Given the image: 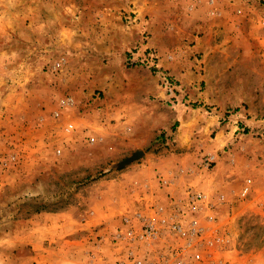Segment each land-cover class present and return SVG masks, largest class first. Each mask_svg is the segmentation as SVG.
<instances>
[{"label": "rangeland", "instance_id": "obj_1", "mask_svg": "<svg viewBox=\"0 0 264 264\" xmlns=\"http://www.w3.org/2000/svg\"><path fill=\"white\" fill-rule=\"evenodd\" d=\"M179 130L220 156L201 157L209 180L184 173V194L168 195L206 196L180 216L200 234L186 248L158 221V238L131 239L137 216L169 203L132 210L127 189L143 163L182 153ZM109 211L107 237L102 223L84 255L51 222ZM130 252L143 264H264V0H0V264H133Z\"/></svg>", "mask_w": 264, "mask_h": 264}, {"label": "crops", "instance_id": "obj_2", "mask_svg": "<svg viewBox=\"0 0 264 264\" xmlns=\"http://www.w3.org/2000/svg\"><path fill=\"white\" fill-rule=\"evenodd\" d=\"M175 114V113H174ZM176 117V116H175ZM178 118L173 119L171 122L172 124H168V126L175 125ZM216 124V123H215ZM216 129V128H214ZM182 130H179L178 135L176 136V133H174V140H178L177 144L183 145V151L182 153H171L172 155H167L168 157H165L164 159L157 158L156 160L152 161V164H142V173L145 174V177L142 178L141 184L140 181L138 182L140 187L138 189L128 188V196L130 197L131 204L129 205L131 207L132 201L133 207L132 210H134L135 207L140 206V204H148L149 202L156 203V204H166L169 203L170 200L168 199V195L172 196H181L184 194V190L186 187V184L183 185V182L181 181V178L184 173H186L189 180L191 179H200L206 178V181L209 180V176L205 175L206 168H202L201 166V157L209 154L213 160H217L218 153L210 152L207 150V146L209 145L208 141L202 142V140H196L198 144H192V139L190 136H185V134H181ZM195 133V132H194ZM183 136L185 139L183 140ZM187 137V138H186ZM193 138V136H191ZM181 139V140H179ZM226 137L223 138L220 136L217 140L224 141ZM181 141V142H180ZM218 141V142H219ZM187 142V145L185 146V143ZM220 149V148H219ZM202 150V151H201ZM222 150V149H221ZM201 152V153H200ZM208 170V169H207ZM192 171L190 175L188 172ZM160 173L165 176V178H169L171 180V183H168L166 186H163L159 183V180L156 179L155 174ZM168 180V179H167ZM168 180V181H170ZM188 180V181H189ZM137 185V184H136ZM136 185H132V187H136ZM161 185V186H160ZM200 190L208 191V184L203 183L200 184ZM137 188V187H136ZM133 189L134 194H131L130 190ZM138 190V191H136ZM150 201H149V200ZM90 213V211L88 212ZM114 212L109 211V214H107L106 218L101 221L95 218V213L92 215L87 214V216H80V217H70L63 214H58L57 217H55L54 220L51 222L53 224H56V231L59 238H62L66 242V240L73 238L76 241V245L78 247V252L82 255L86 254L87 249L93 247V242L95 241V235L99 234V231L96 232L97 227L103 223L105 225L103 236L104 238L107 237V226L108 224H111L113 222ZM121 218V216H120ZM48 225V224H47ZM45 224V226H47ZM50 226L46 227L47 229ZM100 228V227H99ZM99 230V229H98ZM102 230V229H101ZM53 233V232H52ZM72 234L71 237L68 238L67 235ZM93 239L92 242H90V239ZM89 241V242H88ZM65 247V246H63ZM94 255H98L95 251H93ZM227 253V252H226ZM256 264V263H255Z\"/></svg>", "mask_w": 264, "mask_h": 264}, {"label": "built area", "instance_id": "obj_3", "mask_svg": "<svg viewBox=\"0 0 264 264\" xmlns=\"http://www.w3.org/2000/svg\"><path fill=\"white\" fill-rule=\"evenodd\" d=\"M72 101L67 100L64 103L69 105ZM73 124L68 125V129H73ZM210 161L208 158H205L203 161V164H205L206 167L210 165ZM164 183V182H163ZM248 191V188L245 187L241 195L245 196ZM206 202V196L203 193L200 192H188L186 196V203L183 205H180L181 200L179 202L175 201H170L169 206L167 208H164L166 206H158L156 208V213L159 215L156 218H145L143 215L137 216L138 218L140 217V220L144 222L142 231L139 235L133 236V232L128 233V237L131 239H140V240H153L158 238L159 235H161V230L160 227L157 225L158 221L159 223L164 227L165 225L169 226V229L176 235L180 237H185L187 238L186 242V248L188 246H191L192 240L196 237H198V234L200 232L190 225L189 229L187 230L180 222H181V213L183 208H187L189 211L196 212L199 211L202 206ZM208 205V203L206 204ZM204 206V205H203ZM191 223L194 225L196 222L191 221ZM131 235V236H130ZM134 253L130 252L129 257L132 258L133 264H143V261L140 259L134 258ZM196 259H200V253L195 254ZM125 264V263H121ZM179 264H181L179 262Z\"/></svg>", "mask_w": 264, "mask_h": 264}, {"label": "water", "instance_id": "obj_4", "mask_svg": "<svg viewBox=\"0 0 264 264\" xmlns=\"http://www.w3.org/2000/svg\"><path fill=\"white\" fill-rule=\"evenodd\" d=\"M141 154H142V151L134 152L130 157L124 160L123 164H128L132 162L133 160H136L137 158H139V156H141Z\"/></svg>", "mask_w": 264, "mask_h": 264}]
</instances>
